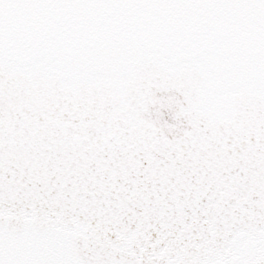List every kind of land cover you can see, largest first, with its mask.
Wrapping results in <instances>:
<instances>
[{"label": "snow or ice", "instance_id": "6c2138e0", "mask_svg": "<svg viewBox=\"0 0 264 264\" xmlns=\"http://www.w3.org/2000/svg\"><path fill=\"white\" fill-rule=\"evenodd\" d=\"M0 264H264V0H0Z\"/></svg>", "mask_w": 264, "mask_h": 264}]
</instances>
